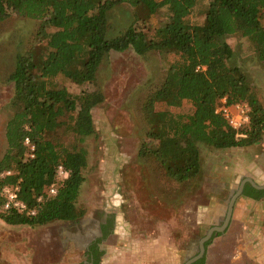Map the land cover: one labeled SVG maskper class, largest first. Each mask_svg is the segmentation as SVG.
<instances>
[{
    "label": "trees",
    "instance_id": "1",
    "mask_svg": "<svg viewBox=\"0 0 264 264\" xmlns=\"http://www.w3.org/2000/svg\"><path fill=\"white\" fill-rule=\"evenodd\" d=\"M198 1L160 0L168 20L145 34L138 25L146 23L148 10L158 7L155 0H0V25L13 16L39 22L36 35L44 42L41 49L18 54L7 79L13 86L14 113L5 126L6 151L0 159V221L5 226L35 228L84 218L77 200L87 155L79 145L94 134L92 112L104 99L99 90L89 88L111 53L176 58L141 107L145 137L156 147L145 145L139 156L152 162L162 179L180 188L190 186L200 173L197 144L224 151L262 141L264 108L239 69L230 66L233 53L226 40L246 38L264 64V0H209L203 23L190 25ZM120 6L139 9L143 15L111 37L109 15ZM60 75L88 88L77 104L55 87ZM223 98L230 105L249 106L245 131H233L215 114ZM185 104L191 114L181 112ZM160 106L163 109L157 110ZM57 133L71 136L74 145L64 148L55 142ZM28 147L33 152L27 156ZM59 167L67 173L62 182L57 178ZM52 186L54 196L49 195ZM6 188L19 189L23 212L4 209ZM243 196L258 201L264 190L246 185ZM196 264H204V259Z\"/></svg>",
    "mask_w": 264,
    "mask_h": 264
},
{
    "label": "rangeland",
    "instance_id": "2",
    "mask_svg": "<svg viewBox=\"0 0 264 264\" xmlns=\"http://www.w3.org/2000/svg\"><path fill=\"white\" fill-rule=\"evenodd\" d=\"M208 2L198 1L189 18L190 25L203 23ZM155 3L158 7L148 10L146 23L138 25L145 28V34L165 25L169 17L160 0ZM142 15L139 9L126 6L114 9L109 15L111 37L122 33L136 16ZM38 27L39 22L16 16L0 25V159L6 151L5 126L14 113L13 86L7 79L18 54L44 46L36 35ZM226 43L233 53L230 66L239 69L264 107V64L257 59L246 38L236 35ZM175 60L172 55L137 57L130 51L108 56L100 67L96 84L89 88L99 90L104 99L92 112L94 134L79 145L87 155L84 182L77 200L78 207L85 210L84 218L75 223L53 222L35 228H9L0 221V254L5 259L0 264H81L86 238L98 234L97 227L104 215L115 219L114 231H117L116 236L112 235L103 244L109 248L118 241L113 247L117 254L111 255L110 264H184L196 254L198 242L213 227V223L208 225L201 217L209 220L207 214L213 197L220 202L227 199L226 190L213 191V163L218 157L226 156L223 153L226 150L197 144L200 173L190 186L183 188L162 179L154 164L139 156L145 145L156 147L145 137L147 127L141 115L144 98L161 84ZM54 85L65 90L76 104L80 93L88 89L62 75ZM239 104L246 105L250 113L246 103ZM160 109L163 107L157 108ZM181 112L191 114L192 110L185 104ZM249 113L248 123L239 133L249 125ZM54 140L64 148L74 145L73 138L66 133H57ZM28 153L31 154L30 147L27 156ZM215 156L217 159H213ZM217 237L213 238V244ZM220 250L225 256L231 252V244ZM18 253L22 261L16 258ZM9 254L18 261H13ZM231 259L229 256L221 260L218 256L216 264H227Z\"/></svg>",
    "mask_w": 264,
    "mask_h": 264
},
{
    "label": "crops",
    "instance_id": "3",
    "mask_svg": "<svg viewBox=\"0 0 264 264\" xmlns=\"http://www.w3.org/2000/svg\"><path fill=\"white\" fill-rule=\"evenodd\" d=\"M235 150H226L223 152L226 156H220L218 159L217 156L213 158L218 160L213 163V191H227V199L224 202L213 197V205L210 206L209 214H207L209 220H204L201 217V221L204 223H209L208 225L213 223V228H216L223 220L228 197L237 190V186L246 181L264 186V136L257 145ZM234 153L237 157H232ZM223 158H226L225 161H220ZM116 233L115 230L113 236H116ZM117 242H114L113 246L109 248L103 245L104 256L100 264L112 262V259H109L111 255L117 254V252H113V247L117 246ZM228 243L231 244V252L224 256L220 249ZM9 255L13 261L16 260L15 255ZM18 255L16 258L22 261L20 253ZM218 256L221 260L232 256L230 263L226 261L227 264H254L256 262L259 264L264 262V198L255 201L239 197L235 201L225 233L219 235L214 244L212 242L206 250L205 264H216ZM4 261L3 255L0 254V263Z\"/></svg>",
    "mask_w": 264,
    "mask_h": 264
},
{
    "label": "built area",
    "instance_id": "4",
    "mask_svg": "<svg viewBox=\"0 0 264 264\" xmlns=\"http://www.w3.org/2000/svg\"><path fill=\"white\" fill-rule=\"evenodd\" d=\"M199 68L197 69V71ZM248 113L249 109L246 105L241 104H228L226 98L220 100L219 107L215 110V114L222 117L228 124V126L235 132H238L244 125L248 123ZM26 146H29L28 141L25 142ZM29 148V147H28ZM31 153L33 152V148L30 147ZM30 157H32L30 155ZM57 178L58 180L64 181L67 179V173L63 170L62 167L57 169ZM18 188H6L3 190V196L6 200L4 209H14L19 212H23L25 210L24 205L18 200ZM56 194V190L54 186H52L49 190V195L54 196Z\"/></svg>",
    "mask_w": 264,
    "mask_h": 264
},
{
    "label": "flooded vegetation",
    "instance_id": "5",
    "mask_svg": "<svg viewBox=\"0 0 264 264\" xmlns=\"http://www.w3.org/2000/svg\"><path fill=\"white\" fill-rule=\"evenodd\" d=\"M246 185H249V184H245V186ZM245 186L243 187V192H244ZM261 187H264V186H261ZM263 190H258V191H263ZM241 197H244L243 196V193H242V196ZM114 222H115V219L112 220L110 218V216H105L104 215L103 217H101L99 226L97 227L98 234H94V235H91L90 234L91 236H88V238H86V245L84 246V249H83V255H84L83 256V262L81 264H94V262H95L94 259L96 258L97 255H100L99 256V263L98 264L101 263V260H102V258L104 256V251H103V248L102 247H103V244L106 241V239H108L114 233V227H115V223ZM219 226H221V224L217 225V227H219ZM210 229H213V227H211ZM218 235H221V234H215V235H213L212 238H211V240L205 245V254H206V250H207L208 246L211 245V242L213 241V238L215 236L217 237ZM197 251H198V245H197L196 254H194L191 257H189L186 260V262L189 261V260L194 259L198 255V252ZM205 254H204V256H203L202 259H200V260H198V261H196V262H194L192 264H196L197 262H199V261H201L203 259L205 260Z\"/></svg>",
    "mask_w": 264,
    "mask_h": 264
},
{
    "label": "water",
    "instance_id": "6",
    "mask_svg": "<svg viewBox=\"0 0 264 264\" xmlns=\"http://www.w3.org/2000/svg\"><path fill=\"white\" fill-rule=\"evenodd\" d=\"M245 183L249 184L255 190H263L264 189V187L257 186L256 184H254L251 181L242 182L241 185L233 193V195L231 196V198L229 199V201L227 203L226 213H225V217L222 221V225L219 227L210 229L204 234V237L198 243V251H197L198 255L194 259L187 261L185 264H192V263L202 259L204 254H205V245L211 240L212 236L215 234H222L225 231V229L227 228V226L229 224L230 218H231L233 205H234L235 201L239 197L242 196L243 187H244Z\"/></svg>",
    "mask_w": 264,
    "mask_h": 264
}]
</instances>
